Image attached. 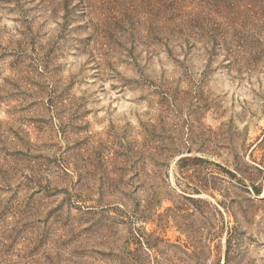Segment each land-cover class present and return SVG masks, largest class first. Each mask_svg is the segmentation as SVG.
I'll use <instances>...</instances> for the list:
<instances>
[{
  "label": "rangeland",
  "instance_id": "obj_1",
  "mask_svg": "<svg viewBox=\"0 0 264 264\" xmlns=\"http://www.w3.org/2000/svg\"><path fill=\"white\" fill-rule=\"evenodd\" d=\"M0 0V264H264V0Z\"/></svg>",
  "mask_w": 264,
  "mask_h": 264
},
{
  "label": "trees",
  "instance_id": "obj_2",
  "mask_svg": "<svg viewBox=\"0 0 264 264\" xmlns=\"http://www.w3.org/2000/svg\"><path fill=\"white\" fill-rule=\"evenodd\" d=\"M5 1H15V4L19 2L18 0H5ZM54 1H56L57 5L65 9L68 8V3L70 2V0H51V2Z\"/></svg>",
  "mask_w": 264,
  "mask_h": 264
}]
</instances>
